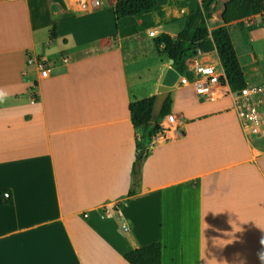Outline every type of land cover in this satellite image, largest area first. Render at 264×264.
Masks as SVG:
<instances>
[{
    "label": "crops",
    "instance_id": "obj_1",
    "mask_svg": "<svg viewBox=\"0 0 264 264\" xmlns=\"http://www.w3.org/2000/svg\"><path fill=\"white\" fill-rule=\"evenodd\" d=\"M201 1L157 0L115 21L113 5L79 14L44 0L60 18L39 21L30 0H0V264H128L152 243L161 264H264V132L245 137L229 97L176 86L175 124L131 180L143 128L128 105L172 68L153 40L177 36ZM263 16L226 26L245 84L264 85ZM27 55L57 61L48 79ZM197 60L223 70L216 50Z\"/></svg>",
    "mask_w": 264,
    "mask_h": 264
},
{
    "label": "trees",
    "instance_id": "obj_2",
    "mask_svg": "<svg viewBox=\"0 0 264 264\" xmlns=\"http://www.w3.org/2000/svg\"><path fill=\"white\" fill-rule=\"evenodd\" d=\"M220 0H202L197 3L185 19L182 31L174 37L160 34L153 43L159 54L172 60V68L179 75H187L186 61L198 50L202 53L217 51L222 64L227 83L232 91L241 90L245 86L237 54L231 41L227 25L241 21L264 12V0H228L222 6V26L212 30V40L209 39L208 21L215 12ZM157 0H117L113 5L114 20L126 17H137L154 10ZM155 96L134 100L128 105L133 127H142L143 135L136 142L137 156L131 169V180L138 182L140 174L139 152L147 153L149 146L159 131V122L170 114L171 98L166 103L156 120H152V109ZM131 193V192H129ZM162 247L160 243L134 249L127 252L123 258L128 264H161Z\"/></svg>",
    "mask_w": 264,
    "mask_h": 264
},
{
    "label": "built area",
    "instance_id": "obj_3",
    "mask_svg": "<svg viewBox=\"0 0 264 264\" xmlns=\"http://www.w3.org/2000/svg\"><path fill=\"white\" fill-rule=\"evenodd\" d=\"M65 8L73 13L92 14L104 6L114 5L117 0H61ZM264 13V12H263ZM262 14V13H261ZM264 17V16H263ZM264 27V19L260 21ZM153 36V33H150ZM203 53L198 50L194 56L186 61L187 75H179L176 86L192 87L195 94L201 99L216 101L222 97H229L233 110L245 137L254 138L264 132V85L245 84L238 91H232L227 83L224 70L217 66L199 62L197 58ZM194 59V61H193ZM62 63L66 62L61 58ZM57 61L44 57L27 55L26 65L33 67L37 73L38 81L49 78ZM175 124L173 115L165 116L160 122V131L157 135L165 134L170 126ZM9 194L4 193L3 198L9 199ZM124 228V231H127Z\"/></svg>",
    "mask_w": 264,
    "mask_h": 264
},
{
    "label": "rangeland",
    "instance_id": "obj_4",
    "mask_svg": "<svg viewBox=\"0 0 264 264\" xmlns=\"http://www.w3.org/2000/svg\"><path fill=\"white\" fill-rule=\"evenodd\" d=\"M44 0H30V10L31 13L33 15V18L35 20V18L37 17L39 21H47V19H52V20H59L60 16H51V10L54 11L56 10L54 7H47L45 5V3H43ZM222 2L220 1L217 5H216V12L217 10H220L221 8V4ZM112 5H108V6H104L106 10L109 11V9H111ZM103 7V8H104ZM214 13L212 16V20L208 23V27L211 29L212 27H215L217 25L220 24V19L217 15V13ZM72 15V14H71ZM75 16H80L79 14H73ZM46 24V23H45ZM46 28V27H45ZM52 27H49L48 29H43L41 30V32L39 33L41 35V40H43L44 42L47 41L50 38V33L53 29H51Z\"/></svg>",
    "mask_w": 264,
    "mask_h": 264
},
{
    "label": "water",
    "instance_id": "obj_5",
    "mask_svg": "<svg viewBox=\"0 0 264 264\" xmlns=\"http://www.w3.org/2000/svg\"><path fill=\"white\" fill-rule=\"evenodd\" d=\"M169 63L172 64V60H169ZM178 76V73L174 69L170 67L164 69L160 85L157 89V94L155 95L153 102L152 120H156L159 117L170 92L176 87ZM142 154L143 152L141 151L139 153L140 158Z\"/></svg>",
    "mask_w": 264,
    "mask_h": 264
}]
</instances>
